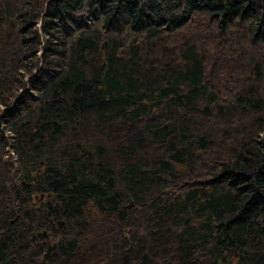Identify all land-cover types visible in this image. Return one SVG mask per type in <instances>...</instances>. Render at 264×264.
<instances>
[{"label":"trees","instance_id":"obj_1","mask_svg":"<svg viewBox=\"0 0 264 264\" xmlns=\"http://www.w3.org/2000/svg\"><path fill=\"white\" fill-rule=\"evenodd\" d=\"M0 264H264V0H0Z\"/></svg>","mask_w":264,"mask_h":264},{"label":"water","instance_id":"obj_2","mask_svg":"<svg viewBox=\"0 0 264 264\" xmlns=\"http://www.w3.org/2000/svg\"><path fill=\"white\" fill-rule=\"evenodd\" d=\"M130 205L132 204V202H130L129 203ZM39 234H44L45 232L44 231H42V232H38ZM35 237V235H32V238H34Z\"/></svg>","mask_w":264,"mask_h":264},{"label":"flooded vegetation","instance_id":"obj_3","mask_svg":"<svg viewBox=\"0 0 264 264\" xmlns=\"http://www.w3.org/2000/svg\"><path fill=\"white\" fill-rule=\"evenodd\" d=\"M55 241H59L58 237H57V239H55Z\"/></svg>","mask_w":264,"mask_h":264},{"label":"rangeland","instance_id":"obj_4","mask_svg":"<svg viewBox=\"0 0 264 264\" xmlns=\"http://www.w3.org/2000/svg\"><path fill=\"white\" fill-rule=\"evenodd\" d=\"M58 237V236H57Z\"/></svg>","mask_w":264,"mask_h":264}]
</instances>
